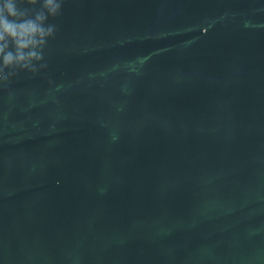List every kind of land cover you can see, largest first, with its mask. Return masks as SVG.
<instances>
[{
	"label": "water",
	"instance_id": "95a60500",
	"mask_svg": "<svg viewBox=\"0 0 264 264\" xmlns=\"http://www.w3.org/2000/svg\"><path fill=\"white\" fill-rule=\"evenodd\" d=\"M47 23L0 78V264H264V0Z\"/></svg>",
	"mask_w": 264,
	"mask_h": 264
},
{
	"label": "clouds",
	"instance_id": "9594fccd",
	"mask_svg": "<svg viewBox=\"0 0 264 264\" xmlns=\"http://www.w3.org/2000/svg\"><path fill=\"white\" fill-rule=\"evenodd\" d=\"M29 7H21V5ZM63 0H0V78L7 79L15 68H33L43 59L42 48L53 35L56 16ZM39 5V8L36 6Z\"/></svg>",
	"mask_w": 264,
	"mask_h": 264
}]
</instances>
